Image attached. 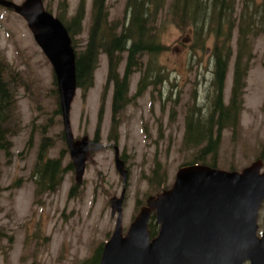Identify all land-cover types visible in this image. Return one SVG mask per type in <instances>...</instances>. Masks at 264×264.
Instances as JSON below:
<instances>
[{
  "label": "rangeland",
  "instance_id": "374dc122",
  "mask_svg": "<svg viewBox=\"0 0 264 264\" xmlns=\"http://www.w3.org/2000/svg\"><path fill=\"white\" fill-rule=\"evenodd\" d=\"M78 2L65 0L64 17L74 14ZM84 2L80 31L75 34L76 49L86 43L91 26L92 0ZM105 2L108 25L116 24L118 32L123 23L127 24L126 0ZM242 2L235 0V13L241 9ZM43 3L54 15L62 7L61 0H43ZM154 22L151 31L166 47L156 55H141V69L134 70L129 77L131 100L119 115L121 122L117 131H110L112 83L107 87L104 100L102 96L108 70L106 53L99 54L93 84L85 91L78 87L70 105L71 130L76 138L96 137L98 124L99 142L115 143L108 134L118 133L116 144L128 168L122 205L123 233L149 196H146L151 189L148 176L155 161L165 166L171 185L178 167L191 158L192 148L185 149L182 145L185 114L195 92L197 104L205 102L212 77L210 53L215 40L212 33L206 37L203 47L197 49L192 48L191 26L178 27L164 11ZM247 35L252 58L246 74L243 108L235 132L224 128L221 133L216 163L221 169L241 170L260 157L264 170V31ZM236 38L237 26L231 36L232 56L225 77V102L231 90ZM125 54L124 51L118 66L120 74ZM0 55L18 72L16 80L19 82L15 88L11 85L14 103L9 107L11 122L8 123L11 127L15 124L16 131L9 136V152L6 154L0 149V264H77L103 245L114 229L116 217L111 216L110 199L119 197L123 187L122 176L114 163V148L105 144L89 151L80 182L71 169L56 190L37 198L32 171L43 136L50 138L46 156L62 155L64 164L71 161V157L63 137L61 112L57 110L59 98L52 65L26 20L2 5ZM146 69L152 74L160 70L159 79L153 76L143 84L151 77L149 74L137 91V80ZM206 112L202 111L204 115ZM257 224L260 235L264 229V202Z\"/></svg>",
  "mask_w": 264,
  "mask_h": 264
},
{
  "label": "trees",
  "instance_id": "16d2710c",
  "mask_svg": "<svg viewBox=\"0 0 264 264\" xmlns=\"http://www.w3.org/2000/svg\"><path fill=\"white\" fill-rule=\"evenodd\" d=\"M85 0H79L77 8L70 18L65 15V0H61V9L58 16L66 25L76 51V84L77 87L87 90L94 80V71L98 66L100 52L107 56V76L102 91L104 96L107 87L113 83L111 96V128L117 131L121 122L119 115L128 105L129 77L134 70L141 69L140 57L142 54H155L165 49V45L157 40V34L151 31L155 26L154 20L163 11L170 15L178 27L191 26L194 40L192 48H202L204 41L210 33L214 36L211 49L212 77L210 86L205 95V102L197 104V95L194 93L192 104L187 107L185 114V132L182 140L184 148L194 151L189 160L181 163H206L216 166L218 147L221 133L224 128H231L235 132L243 108V94L246 85V74L251 63L250 34L264 31V0H243L241 9L235 13V0H126L127 24L117 32L116 24L108 25V9L105 0H92L91 26L86 43L81 49H76L75 34L80 31L85 8ZM48 10L46 5L45 7ZM64 14V15H63ZM105 26V27H104ZM237 26V38L234 58V70L228 102L224 101L225 77L228 70L229 59L232 56L231 36L233 28ZM115 29V30H113ZM125 51L124 72L120 74L119 63ZM154 55V56H155ZM0 55V149L9 152V136L15 130L11 127V106L14 103L11 85L19 84L18 72ZM6 73V75H5ZM148 69L141 76V84L149 77ZM146 81V80H145ZM55 83L56 91V82ZM148 82V79L145 83ZM139 91V89H138ZM136 96V94H135ZM208 104V105H207ZM104 103L100 106L99 117L102 116ZM207 112L202 113L203 110ZM60 111V108H57ZM14 122V121H13ZM99 124L96 129L98 138ZM118 133H109L108 138L117 143ZM112 137V138H111ZM50 138L41 139L36 162L32 175L35 181V195L38 197L56 190L62 183L66 172L74 169L71 161L63 163L62 155L56 158L48 157L46 145ZM264 151V143H263ZM123 157V156H121ZM150 191L147 195H157L163 189L169 188L168 175L163 164L155 161L148 176ZM137 204L141 205L140 201ZM144 205V204H143ZM149 234H157L158 225L154 214L151 215ZM102 245L93 254L77 264H99Z\"/></svg>",
  "mask_w": 264,
  "mask_h": 264
},
{
  "label": "water",
  "instance_id": "95a60500",
  "mask_svg": "<svg viewBox=\"0 0 264 264\" xmlns=\"http://www.w3.org/2000/svg\"><path fill=\"white\" fill-rule=\"evenodd\" d=\"M21 15L49 59L56 82L63 136L80 182L89 151L98 146L87 135L75 138L69 112L75 95L76 51L63 21L43 0H0ZM114 146V163L122 176L119 197L110 199L115 225L101 249L99 264H264V231L257 235L258 209L264 201V170L257 158L241 170L206 163L180 165L172 185L147 197L127 231L122 228V205L128 168ZM154 212L157 234L150 238Z\"/></svg>",
  "mask_w": 264,
  "mask_h": 264
},
{
  "label": "flooded vegetation",
  "instance_id": "af4514ba",
  "mask_svg": "<svg viewBox=\"0 0 264 264\" xmlns=\"http://www.w3.org/2000/svg\"><path fill=\"white\" fill-rule=\"evenodd\" d=\"M123 67H124V65H123ZM156 71H157V73H154V74H152V73H150L151 74V77H149V79H148V82H149V80L151 81L152 79H153V76L155 77V79L156 80H158L159 79V75L161 74V72H160V70L158 71V69H156ZM124 72V70L122 71V73ZM142 76V75H141ZM141 76L138 78V80H137V82H138V85L140 84V81H141ZM144 84V83H143ZM112 85H113V83H112ZM137 85V86H138ZM138 89H140V88H138ZM138 89H137V91H138ZM90 139V141L93 143V144H97V143H99V139H97V140H95L94 138H89ZM107 143H109L108 145H110V146H112L113 148H114V146H113V144H115V143H113V142H110V141H106ZM121 156V155H120ZM264 202V201H263ZM262 205V204H261ZM261 207V206H260ZM260 209V208H259Z\"/></svg>",
  "mask_w": 264,
  "mask_h": 264
}]
</instances>
